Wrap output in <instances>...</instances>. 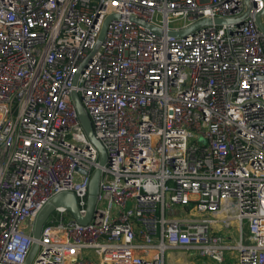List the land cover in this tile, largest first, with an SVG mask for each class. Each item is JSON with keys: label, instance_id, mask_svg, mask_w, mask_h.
Instances as JSON below:
<instances>
[{"label": "built area", "instance_id": "2783aa9c", "mask_svg": "<svg viewBox=\"0 0 264 264\" xmlns=\"http://www.w3.org/2000/svg\"><path fill=\"white\" fill-rule=\"evenodd\" d=\"M246 1L0 0V264H24L55 195L86 213L98 152L73 92L106 153L96 207L86 225L56 209L31 264H264V0L169 35ZM232 221L228 245L213 227Z\"/></svg>", "mask_w": 264, "mask_h": 264}, {"label": "water", "instance_id": "95a60500", "mask_svg": "<svg viewBox=\"0 0 264 264\" xmlns=\"http://www.w3.org/2000/svg\"><path fill=\"white\" fill-rule=\"evenodd\" d=\"M248 12H249V4H248V0H247L246 1V11L239 18H236V19L216 18L214 20L204 19V20H201V21L193 24L192 26H190L189 28H187L183 31L170 32L169 35L174 36V37H186L187 35L192 34L194 31L200 29L201 27H206V26H209L212 24L217 25V26L229 25V24H240L247 17ZM261 14H262V12L257 14L255 20H256V24H257L258 28L262 32H264V26L261 24V21H260ZM118 17L119 16H117V15L116 16L112 15V16L107 17L106 20L103 22L100 34L98 36L96 45H95L94 50H93V54L97 51V49L99 48L100 44L102 43V41L104 39L108 22L111 19L118 18ZM132 20L137 22L138 24L145 26L146 28H148L149 30H151L155 33H160V30H158V29L154 28L153 26H150L146 23H143L142 21H140L138 19L132 18ZM89 59H91V57H89ZM84 65L79 69V73L83 70ZM71 100L73 102L78 120H79L89 142L95 147V149L98 152V168H96L94 170V172L92 173V175L90 177L89 185H88L86 213L84 215H81L79 213L76 198L72 193L63 192V193L57 194L54 197H52L46 203V205L40 210V212L38 213V215L36 217V220L34 223V228H33V233H32V238L34 239V242L32 243V245L30 247V250L26 256L24 264H31L32 263L34 256H35L37 249H38V245H37L36 240L39 239L41 229L44 226L46 220L49 218V216L56 209L62 208L64 210H66L68 212V214L77 223H79L81 225L88 224L92 218L94 211H95L96 200H97V196H98V192H99L101 172H102V168L106 164V153H105V150H104L103 146L101 145V143L96 139L91 121H90L86 111L84 110V108H83V106H82V104H81V102H80V100H79V98L75 92H73L71 94Z\"/></svg>", "mask_w": 264, "mask_h": 264}, {"label": "crops", "instance_id": "0c3cea01", "mask_svg": "<svg viewBox=\"0 0 264 264\" xmlns=\"http://www.w3.org/2000/svg\"><path fill=\"white\" fill-rule=\"evenodd\" d=\"M216 217L222 218L223 214L218 213L216 214ZM213 232L215 235L226 237L228 240V245H234L239 237L237 224L234 221L230 222V225L228 228H224L216 224L213 227ZM230 253L231 254L229 256L232 259L230 260L232 261V264H238L237 253L235 251L230 252ZM166 262L167 264H212V262L214 261L208 258L198 257L195 253H191V252L170 251L166 255ZM224 262H225V257H224L223 263Z\"/></svg>", "mask_w": 264, "mask_h": 264}, {"label": "rangeland", "instance_id": "374dc122", "mask_svg": "<svg viewBox=\"0 0 264 264\" xmlns=\"http://www.w3.org/2000/svg\"><path fill=\"white\" fill-rule=\"evenodd\" d=\"M200 142L201 143H203V140H200ZM67 216H69L68 214H66ZM70 217V216H69ZM231 253L230 252H225V254H224V257H225V262L223 263V264H232V261H230V260H232L231 258H230V255ZM212 264H218V263H216L215 261L214 262H212Z\"/></svg>", "mask_w": 264, "mask_h": 264}]
</instances>
